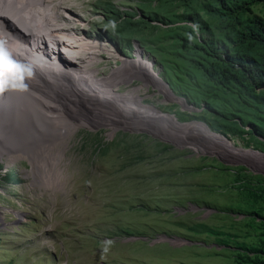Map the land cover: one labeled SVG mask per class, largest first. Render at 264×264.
Wrapping results in <instances>:
<instances>
[{"label": "rangeland", "instance_id": "rangeland-1", "mask_svg": "<svg viewBox=\"0 0 264 264\" xmlns=\"http://www.w3.org/2000/svg\"><path fill=\"white\" fill-rule=\"evenodd\" d=\"M51 1L80 16L79 31L118 56L133 58L137 44L189 108L150 83L135 97L142 104L138 111L117 109L114 129L82 120L88 127L68 138L60 164L63 189L43 185L30 158L11 160L15 169L8 179L19 180L0 183L6 223L0 225V264H264V162L230 158L216 141L141 111L153 106L178 124L203 123L234 147L264 154L260 88H250L241 74L245 90L215 84L205 72L215 54H227L226 62L237 67V22L253 16L264 21V0ZM197 25L205 27L202 34ZM181 26L193 27L206 50L197 49ZM105 56L95 64L100 72L121 65ZM142 82L120 83L118 90ZM213 123L223 129H210ZM7 163L1 156L0 174Z\"/></svg>", "mask_w": 264, "mask_h": 264}, {"label": "bare ground", "instance_id": "bare-ground-1", "mask_svg": "<svg viewBox=\"0 0 264 264\" xmlns=\"http://www.w3.org/2000/svg\"><path fill=\"white\" fill-rule=\"evenodd\" d=\"M82 22V18L68 7L51 0H0V45H4L0 48V157L6 156L9 162L30 158L35 176L41 177L43 185L51 187H60L63 183L60 164L65 157L68 138L79 127H88L82 120L90 125L101 124V120L114 129L117 117L120 118L117 109L138 111L142 104L139 100L135 103V97L150 83L154 86L157 83L160 92L187 107L158 77L151 60L137 44L133 58L118 56L113 47L84 36L77 28ZM39 43L45 49L35 48ZM102 53L106 58L119 59L121 65L113 67L109 73L100 72L95 64ZM6 57L30 68L31 73L23 72L13 77L3 67ZM131 63L135 64L134 70L123 69ZM73 64L75 67L71 71ZM63 79L67 83L62 84ZM133 79L143 82L119 92L120 83ZM31 98L39 106L32 104ZM141 111L147 118L169 120L175 127H183L186 133L216 141L220 152L230 158L256 161V166L264 162V154L234 147L228 139L211 132L202 123L178 124L153 106ZM2 212L0 225H5ZM14 214L24 215L21 211H14ZM160 240L182 242L165 237Z\"/></svg>", "mask_w": 264, "mask_h": 264}, {"label": "trees", "instance_id": "trees-1", "mask_svg": "<svg viewBox=\"0 0 264 264\" xmlns=\"http://www.w3.org/2000/svg\"><path fill=\"white\" fill-rule=\"evenodd\" d=\"M240 7L245 11L248 9L245 3L240 4ZM191 15L196 16L197 14L193 12ZM237 23L242 26L240 37L234 42L233 47L235 54L238 56L237 67H234L230 62H226V58L231 59L227 54L226 56L215 54L212 60L209 61L208 67L205 68V72L215 81V84L230 85L233 83L237 88L245 90L246 87L243 85L245 82L252 89L260 88L259 94L264 97V21L259 17L253 16ZM196 28L199 34H202L205 27L197 25ZM178 29L188 32L193 37L192 39L197 49L206 50V41L195 38L193 27L181 26ZM171 34H174V32H171ZM241 51L247 53L239 55ZM252 51H255V53H250ZM239 74L242 75L244 82L239 81ZM181 101L187 106L184 99H181ZM222 127L215 123L211 126L209 125L210 129H223ZM3 180L6 181L4 178ZM8 180L15 183L19 178L13 179L12 177Z\"/></svg>", "mask_w": 264, "mask_h": 264}, {"label": "clouds", "instance_id": "clouds-1", "mask_svg": "<svg viewBox=\"0 0 264 264\" xmlns=\"http://www.w3.org/2000/svg\"><path fill=\"white\" fill-rule=\"evenodd\" d=\"M1 46H4V45H1ZM13 47H15V46H13ZM3 67L7 70V72L11 73L13 75V77L20 76L23 72H27L29 74L31 73L30 68H26L24 66L16 64V62L11 60L10 57L5 58V61L3 63ZM13 86H15V85H13ZM21 86H26V85H21Z\"/></svg>", "mask_w": 264, "mask_h": 264}, {"label": "built area", "instance_id": "built-area-1", "mask_svg": "<svg viewBox=\"0 0 264 264\" xmlns=\"http://www.w3.org/2000/svg\"><path fill=\"white\" fill-rule=\"evenodd\" d=\"M45 46H46V44H45ZM0 47H1V45H0ZM36 47H40L41 48V50L42 49H45L44 47H42V46H40V43L39 44H37L36 46H35V48ZM52 60H53V58H51ZM119 60V59H118ZM120 61V60H119ZM60 65H62V67H63V64L62 63H59ZM75 67V64H73V67H72V69H71V71H73V68ZM70 68V67H69ZM69 68H67V69H69ZM64 73H66V72H64ZM75 78H76V76H74ZM61 82H62V84L63 83H67L64 79L63 80H61ZM70 84H71V82H70ZM13 162H9V163H7V167H5V172H3V173H1L0 174V183L1 184H12V182H9V180H8V178H7V176H8V173H10V174H13L12 173V171L15 169V167L13 166ZM2 166V165H1ZM11 170V171H10ZM3 178L4 179H6V181L5 180H3Z\"/></svg>", "mask_w": 264, "mask_h": 264}, {"label": "water", "instance_id": "water-1", "mask_svg": "<svg viewBox=\"0 0 264 264\" xmlns=\"http://www.w3.org/2000/svg\"><path fill=\"white\" fill-rule=\"evenodd\" d=\"M167 85V84H166ZM178 98H181V97H178ZM203 124V123H202ZM205 125V124H204ZM206 126V125H205ZM207 127V126H206ZM208 128V127H207Z\"/></svg>", "mask_w": 264, "mask_h": 264}]
</instances>
